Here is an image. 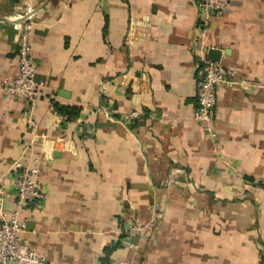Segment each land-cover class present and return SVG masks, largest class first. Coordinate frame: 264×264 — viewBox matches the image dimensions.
Segmentation results:
<instances>
[{
	"label": "crops",
	"instance_id": "1",
	"mask_svg": "<svg viewBox=\"0 0 264 264\" xmlns=\"http://www.w3.org/2000/svg\"><path fill=\"white\" fill-rule=\"evenodd\" d=\"M28 8L32 123L1 91ZM203 18L194 0H0L4 209L13 162L39 157L46 198L25 206L20 235L49 263L264 264V0H229L204 30ZM198 45L241 82L217 88L213 137L193 119ZM148 219L147 239L122 234Z\"/></svg>",
	"mask_w": 264,
	"mask_h": 264
},
{
	"label": "built area",
	"instance_id": "2",
	"mask_svg": "<svg viewBox=\"0 0 264 264\" xmlns=\"http://www.w3.org/2000/svg\"><path fill=\"white\" fill-rule=\"evenodd\" d=\"M228 1L194 0L195 5L204 15L200 25L201 29L204 30L206 27L210 15H220L225 11ZM32 13V9L28 8L22 14V20L19 24L16 48L17 72L11 81H5L1 84V91L4 95L26 100V121L28 123H32V111L36 106L41 88L40 83L35 78L36 63L32 55ZM194 50L199 55L201 66L195 81L197 106L193 112V119L203 125L205 135L213 137L211 120L212 112L216 106L217 88L221 85L235 87L238 84L241 85V82L233 79L234 69L219 62L208 60L204 56L206 49H200V45H198ZM126 117L134 121L138 118V112L133 110ZM46 140L45 136L42 137L43 143ZM54 140L56 141H51L53 145L62 141L59 138ZM38 163L39 157H36L32 164L23 163L19 160L13 162L11 170L13 172L14 201L9 214L4 209L7 189L0 179V264H51L20 235L26 223V218L21 214L25 206L27 204L38 205L46 198V193L38 179ZM155 227L153 219L133 220L122 227V234L126 239L136 237L139 240H145ZM130 246L133 244L130 243ZM107 264H126V261L112 259Z\"/></svg>",
	"mask_w": 264,
	"mask_h": 264
},
{
	"label": "trees",
	"instance_id": "3",
	"mask_svg": "<svg viewBox=\"0 0 264 264\" xmlns=\"http://www.w3.org/2000/svg\"><path fill=\"white\" fill-rule=\"evenodd\" d=\"M59 112L62 113L66 118H69L70 116H75L78 114L77 109L73 107H60Z\"/></svg>",
	"mask_w": 264,
	"mask_h": 264
},
{
	"label": "water",
	"instance_id": "4",
	"mask_svg": "<svg viewBox=\"0 0 264 264\" xmlns=\"http://www.w3.org/2000/svg\"><path fill=\"white\" fill-rule=\"evenodd\" d=\"M207 56L210 60L212 61H218L219 60V56H220V53H219V50H216V49H213V48H210L207 50Z\"/></svg>",
	"mask_w": 264,
	"mask_h": 264
}]
</instances>
